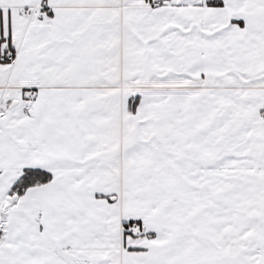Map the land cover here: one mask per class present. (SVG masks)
<instances>
[{
  "label": "snow or ice",
  "instance_id": "snow-or-ice-1",
  "mask_svg": "<svg viewBox=\"0 0 264 264\" xmlns=\"http://www.w3.org/2000/svg\"><path fill=\"white\" fill-rule=\"evenodd\" d=\"M0 264H264V0H0Z\"/></svg>",
  "mask_w": 264,
  "mask_h": 264
}]
</instances>
